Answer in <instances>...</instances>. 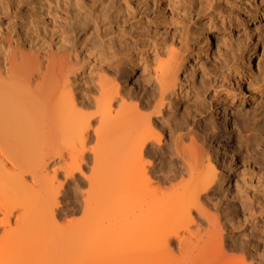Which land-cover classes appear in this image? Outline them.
Wrapping results in <instances>:
<instances>
[{
    "label": "bare ground",
    "instance_id": "1",
    "mask_svg": "<svg viewBox=\"0 0 264 264\" xmlns=\"http://www.w3.org/2000/svg\"><path fill=\"white\" fill-rule=\"evenodd\" d=\"M14 31L4 35L0 28V184L20 193L13 196V189L11 198L0 204V226L6 239L17 230H24L27 238L22 245H6L0 264H14L19 254L31 255L32 264H261L253 243L224 234L225 225L236 229L238 223L231 217L226 224L219 217L221 188L229 190L234 176L219 169L206 147L203 131H212L213 123L210 130L194 124L191 107L205 94L195 93L187 101L185 122L178 120L177 103L168 98L178 86L185 62L182 51L170 47V57L154 72L157 91L147 89L140 95L138 89L108 78L118 67V52L110 45L100 48L91 67L95 85L82 91L77 82L84 64L75 49L61 40L36 48L35 39ZM245 43L251 63L256 43ZM232 59L225 66H235ZM222 98L226 96L218 95V109ZM166 106L172 112L165 119L173 134L168 148L160 129ZM229 115L225 113L226 122ZM89 153L94 164L87 177L83 167ZM55 157L63 164L51 175L48 160ZM62 173L63 182L58 178ZM78 175L89 182V192L82 196L84 211L96 218L98 225L93 224L99 229L92 220L83 225L59 221L79 208L78 202L72 206L69 197L64 198L65 186ZM118 210L127 221L122 239L129 240L116 241L115 248V228L124 221L114 219ZM57 236L62 237L58 245Z\"/></svg>",
    "mask_w": 264,
    "mask_h": 264
},
{
    "label": "rangeland",
    "instance_id": "2",
    "mask_svg": "<svg viewBox=\"0 0 264 264\" xmlns=\"http://www.w3.org/2000/svg\"><path fill=\"white\" fill-rule=\"evenodd\" d=\"M236 1L238 3L232 0H215L212 3H205L204 0H0V28L4 35L20 30L18 32L23 37L36 40L33 43L36 48L55 46L64 41L68 48L75 49L84 64L77 82L82 91L95 85L97 75L92 74L91 67L95 59L93 55L100 48L110 45L118 52V67L111 69L108 78L128 88L138 89L140 95L147 89L157 91L154 72L162 61L170 57V49L174 46L177 51H182L185 62L179 72L178 86L168 98L177 103L178 120L185 122L187 101L195 93L205 94L200 97L203 99L197 102L199 104L191 103L196 105L191 107L196 114L194 124L201 130H210L212 126L213 132L203 131L207 139L206 147L219 169L230 170L234 176L229 190L221 188L224 196L219 217L226 224L231 217L238 223L236 229H227L225 225L224 234L226 237L230 235L232 240L235 237L253 243L257 262L264 264V0ZM202 31L205 36L199 34ZM248 40L256 43L251 63L247 61L250 54L245 42ZM231 51L237 53V60L233 61L234 53L230 55ZM230 59L236 64L232 68L225 66ZM203 89L205 93L201 92ZM216 93L226 96L221 100L223 105L220 109L216 107ZM243 97H246L244 101ZM169 107L166 106L160 121L163 145L167 148L173 140V134L170 135L172 125L166 122L172 116ZM226 112L230 114L229 122L225 120ZM162 125H165L164 129ZM94 144V139L89 142L90 146ZM90 154L83 167L87 177L93 173V154ZM61 160L56 157L48 160L47 173L52 175V171L63 164ZM152 161L158 165L161 160L153 157ZM6 164L8 167L12 165L9 162ZM58 178L63 182L64 174ZM78 178L65 186L64 198L69 197L68 203L72 206L78 202L79 208L77 205L63 220L61 218L59 221L63 224L79 222L83 225L90 220L93 224L96 220L84 211L82 201L85 193L89 192V182L81 175ZM26 179L32 182L31 175H26ZM220 180L223 178L220 177ZM0 189L10 191V188H2L1 184ZM13 189L10 194L0 190V204L11 198ZM18 193L15 190L13 196ZM117 203L114 210L120 207ZM123 209L117 211L114 219L118 221L122 216L118 212L122 213ZM123 215L124 220L126 216ZM15 219L16 216L12 218V224ZM125 220L121 227L115 223L119 233L116 232V245L112 247L117 248V242L122 244V240H129L122 239L127 227ZM85 225L90 227L91 224ZM6 237L4 226H0V245L3 244L0 256L5 253L4 249L7 251L6 245L21 244L27 235L24 230H17L11 238ZM56 239L54 241L58 245L62 237ZM13 259L14 264H32L33 257L19 254Z\"/></svg>",
    "mask_w": 264,
    "mask_h": 264
}]
</instances>
